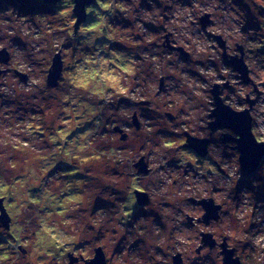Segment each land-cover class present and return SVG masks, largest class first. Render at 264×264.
<instances>
[{"label": "rangeland", "instance_id": "374dc122", "mask_svg": "<svg viewBox=\"0 0 264 264\" xmlns=\"http://www.w3.org/2000/svg\"><path fill=\"white\" fill-rule=\"evenodd\" d=\"M261 6L264 0H94L74 32L72 0H0V50L16 72L30 74L28 84L13 70L0 77V198L10 218L9 229L0 221V264H86L98 248L106 264H169L179 255L186 264H219L225 236L242 264H264V194H244L240 204L234 153L214 145L205 160L185 148L183 135L222 144L207 128L211 91L220 85L234 110L256 100L253 133L264 142ZM205 14L211 22L203 28ZM169 34L189 56L163 46ZM216 36L228 54L243 47L252 83L224 61ZM59 52L63 70L53 86ZM207 194L221 212L205 222L204 208L193 204L204 198L193 197ZM205 233L220 243L214 250Z\"/></svg>", "mask_w": 264, "mask_h": 264}, {"label": "water", "instance_id": "95a60500", "mask_svg": "<svg viewBox=\"0 0 264 264\" xmlns=\"http://www.w3.org/2000/svg\"><path fill=\"white\" fill-rule=\"evenodd\" d=\"M61 0H43V3L46 4H56ZM94 0H72L74 3V13L77 18L74 26L78 28L80 24L86 19L87 15V7L92 4ZM262 7V6H261ZM263 8V7H262ZM264 9V8H263ZM201 24L203 28H206L210 25L211 17L210 14H205L201 17ZM74 32H77L74 31ZM169 35H166V47L176 50L180 52L184 56H189L186 50L183 47H174L169 46ZM217 43L222 49V57L224 61L233 68L234 71L239 73L242 80L245 83H252V80L249 76V68L246 65L244 59L243 47L238 45L239 54L237 55H229L227 52V43L221 36L215 37ZM9 55L6 49L0 50V62L2 64H8ZM63 70V59L61 53H57L53 58L52 69L49 72L48 83L49 85L56 86L60 79L61 73ZM5 72V70L0 69V76ZM20 79L24 82L27 81L25 75H20ZM163 86V79L160 81V88ZM214 97L215 108L212 110L210 114L211 122L209 123V127L212 131L217 130L221 127L228 128L233 134L226 133L221 137L223 143H229L230 141L234 142L236 145L234 149L240 152V165L245 172L251 173L255 171L262 158L264 157V142H259L256 136L253 133V117L251 114L254 100H249V107L244 109L243 111L234 110L231 106L227 105L224 99L221 97L220 85H216L212 88L211 91ZM170 119L174 118L171 114L167 115ZM132 122L134 126L138 129L140 127V123L138 121V117L134 114ZM115 130L122 133V131L115 127ZM236 136L240 138H236ZM126 135L123 136L122 139H125ZM187 145L186 147L194 149L198 152L199 155L205 156L208 153V138H196L193 136H187ZM138 165L140 166V172H147L146 165L144 160L142 159ZM193 201V200H192ZM144 201H141L140 204H143ZM197 204L201 205L204 210V219L205 222L211 219H218L219 212L221 207L216 205L214 200L203 199L200 201H196ZM190 219V218H189ZM10 218L3 206V198H0V221H2L3 225L8 229L10 226ZM212 235L205 233L203 234V240L205 243H210L212 241ZM224 260L225 264H240L238 258H234V250H227L224 246ZM180 255L175 258L176 262H180ZM70 260L72 263L78 261V258L70 255ZM86 264H106L105 256L101 248L96 249V253L93 259L86 261Z\"/></svg>", "mask_w": 264, "mask_h": 264}, {"label": "flooded vegetation", "instance_id": "af4514ba", "mask_svg": "<svg viewBox=\"0 0 264 264\" xmlns=\"http://www.w3.org/2000/svg\"><path fill=\"white\" fill-rule=\"evenodd\" d=\"M169 46H172V41H171V38H172V35L171 34H169ZM164 39H166V37L164 38ZM163 46H165L166 47V45L164 44ZM167 50H169V51H171V52H176V50H172V49H168V47H167ZM229 55H233V54H229ZM235 55V54H234ZM6 69V72H4L2 75L3 76H5V75H8V74H10V72H11V70H13V73H14V75L17 77V78H19V80H20V82H24V81H22L21 79H20V75H25L26 76V78H27V81L26 82H24V83H26V84H28L29 83V76H30V74L29 73H27V72H25V71H20L19 69V72H16V69H14V68H12V67H10V63H8V68H5ZM1 75V76H2ZM0 76V77H1ZM2 76V77H3ZM1 77V78H2ZM1 80V79H0ZM2 87H3V85H2V81L0 82V95L2 94ZM256 104V100L254 101V103H253V108H254V105ZM143 106H145V105H143ZM252 108V109H253ZM211 112H212V110H211ZM209 117H210V115H209ZM175 118H172V120H174ZM211 119V118H210ZM212 120H210V122H211ZM208 128V127H207ZM208 130H209V132H210V136H212V135H214L215 133L216 134H220V138H219V141L222 143V144H220L218 141H217V143H215V140L214 139H211V137L210 138H208L209 139V145H208V153L205 155V156H200L201 158H204L205 160H211L212 158H211V146L213 147L214 145H215V148H217V149H222V147H225V148H230L229 147V143H223L222 142V140H221V137H223V135L225 134L224 133V131L225 130H229L228 128H226V127H221V128H218L217 130H215V131H212L210 128H208ZM230 131V130H229ZM183 135H185V137H187L188 135H190L189 133H187V132H185V134H183ZM190 136H192V135H190ZM193 137H196V138H203V137H198V136H193ZM204 138H206V137H204ZM236 138H240L239 136L237 137L236 136ZM231 143V146H233V148H231V149H229V150H231L232 151V153H234V155H235V157H237V160H238V166H239V168H240V192H242V193H239L240 194V204H241V198L242 197H244V194L245 195H247V193H250V192H253L254 193V195H259V197H261L262 196V194H264V185H263V183H264V181H262V178H264V176H262V173H261V171H262V167H263V165H264V157L262 158V161L260 162V164H259V166H258V168L255 170V171H253V172H251V173H248V172H245L243 169H242V167H241V165H240V152L238 151V150H234V146H235V143L234 142H230ZM216 144H219V145H217L216 146ZM185 148H187L186 146H185ZM188 149H190V148H188ZM224 149V148H223ZM195 154H197L198 156H199V154H198V152H196L194 149H191ZM235 151V152H234ZM214 160V159H213ZM214 163H215V165L221 170V175L223 176L224 174H225V171L220 167V165H218V162L217 161H214ZM227 164V163H226ZM264 180V179H263ZM259 183H261L260 184V188H256V186L259 184ZM138 192V191H137ZM245 192V193H244ZM217 193H221V190H219ZM217 193H215V195L217 194ZM228 194V193H227ZM212 194H207L206 196H203V197H201V198H196V197H193V199H208V198H212V196H211ZM192 199V198H191ZM215 200V199H214ZM194 205H196V206H199L196 202H194L193 203ZM201 207V206H200ZM202 208V207H201ZM257 209H258V207H257ZM204 210V209H203ZM220 212H221V210H220ZM197 219V218H196ZM211 222V221H210ZM209 222V223H210ZM212 241L210 242V243H207V245L210 247V249L211 250H214L213 248H215V246H217V244H220V243H216L214 240H213V235H212ZM224 240H225V242H224V244L222 245V246H220L221 247V253H222V256H223V258H222V263H219V264H225L226 262H225V260H224V253H223V251H224V246L226 247V249L227 250H230V249H228V247L230 246L229 245V243H230V239H229V242H228V238H227V236H225L224 238H223ZM228 244V245H227ZM205 247H203V246H201L200 247V251H199V253L204 249ZM234 250H236V248L234 247L233 248ZM236 257V256H235ZM239 259V261H240V264H242V261H241V259L240 258H238ZM173 260H174V262H173ZM79 261V260H78ZM78 261H76L77 263H79ZM83 262H84V260H83ZM171 262H172V264H186V260H184V258L182 257V259H180V262H176L175 261V259H173L172 258V260H171ZM171 262L169 263V264H171ZM210 262V259H208V261H207V264H217L216 262H211V263H209ZM195 264V263H194Z\"/></svg>", "mask_w": 264, "mask_h": 264}, {"label": "trees", "instance_id": "16d2710c", "mask_svg": "<svg viewBox=\"0 0 264 264\" xmlns=\"http://www.w3.org/2000/svg\"><path fill=\"white\" fill-rule=\"evenodd\" d=\"M32 1H34V2H36V3L39 2V4H41V6H42V1H43V0H32ZM64 3H65V1H62V2H60V3L57 4V5L59 6V5L64 4ZM57 5H50V7L53 8V9L55 8L54 10H56V6H57ZM58 6H57V9L59 8ZM50 7H49V8H48V7H45V9H47V10H46L47 12H49ZM59 9H60V8H59ZM86 16H87V15H86ZM113 27H115V26H113ZM77 29H78V28H76V26H75V31H76ZM108 29H109V28H108ZM109 30H111V29H109ZM80 130H81V129H80ZM2 198H4V197H2ZM5 198H6V197H5ZM9 227H10V226H9ZM8 229H9V228H8Z\"/></svg>", "mask_w": 264, "mask_h": 264}, {"label": "bare ground", "instance_id": "6f19581e", "mask_svg": "<svg viewBox=\"0 0 264 264\" xmlns=\"http://www.w3.org/2000/svg\"><path fill=\"white\" fill-rule=\"evenodd\" d=\"M224 133H225V134H226V133H231V134H233V133H232L231 131H229V130H225ZM228 145H229V147H230L229 149L233 148V146H231V143H229Z\"/></svg>", "mask_w": 264, "mask_h": 264}]
</instances>
